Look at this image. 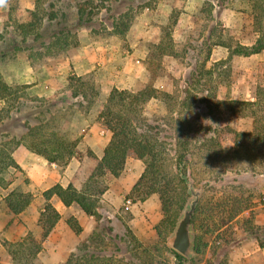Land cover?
<instances>
[{"label":"trees","instance_id":"obj_1","mask_svg":"<svg viewBox=\"0 0 264 264\" xmlns=\"http://www.w3.org/2000/svg\"><path fill=\"white\" fill-rule=\"evenodd\" d=\"M158 1L35 0L31 7L19 10L15 19L10 17L9 22L0 27V64L12 54L23 51L32 67L38 69L51 57L78 46L82 29L124 39L135 15L147 7H155ZM228 6L224 0H204L202 12L208 11L213 19L220 20L222 11ZM251 7L257 34L253 44L225 41L209 29L202 37L190 39L183 45L182 52L177 49L171 32L164 28L161 41L149 44L150 54L145 60L150 71L148 84L137 91L112 89L98 116L112 136L91 172L86 188L79 190L72 183L66 186L58 183L44 192L46 199L57 195L66 206L79 204L98 222L94 232L80 241L63 264H129L131 253H105L106 235L113 232L123 243L124 238L130 239L124 247H116L117 253L123 248L136 250L142 246L120 217H111L98 209V196L107 186L95 184L104 182L101 180L103 175H121L130 156L142 159L146 164L131 195H142L141 201L154 194L158 196L163 218L155 229L164 239L176 226L183 205L175 207L178 188L168 176L172 171L179 174L184 190L186 182L181 172L190 179L212 177L203 180V184L210 187L213 195L202 198L192 217L196 252H200L203 238L223 239L220 230L224 226L240 213L254 210L264 193V86L257 87L254 100L210 99L213 90L210 84L228 77L236 56L247 57L264 51V0L255 1ZM215 45L225 47L228 56L210 62ZM163 55H171L185 65L178 95L155 85L157 78L166 74L162 62L156 60ZM76 83L79 84L75 88ZM69 84L73 87L66 91L67 97L52 99L30 94L27 84H9L0 71V103H4L0 109V186L9 185L6 174L11 167L21 170L14 157V151L21 145L61 166L78 154L79 138L73 137L60 123V103L69 99L75 109L87 111L94 105L98 91L94 84L77 76L69 77ZM152 99L161 103L159 109L149 115L146 108ZM222 107L236 117H251L253 129L241 131L227 125L219 132L215 109ZM167 160L171 161L172 170L165 165ZM241 163L247 164L244 170L232 171L231 168ZM219 167L226 171H218ZM32 198L31 192L14 189L5 202L12 213L20 214ZM59 219L60 213L47 203L39 219L43 238L49 235ZM67 222L77 234L82 233L83 228L75 217H69ZM262 229L264 233V226ZM257 241L260 246L264 245L261 238L257 237ZM4 245L17 264H34L42 249L41 241L32 233L16 242L5 241ZM170 250L179 261L189 260L173 248ZM135 264H141L140 258Z\"/></svg>","mask_w":264,"mask_h":264},{"label":"crops","instance_id":"obj_2","mask_svg":"<svg viewBox=\"0 0 264 264\" xmlns=\"http://www.w3.org/2000/svg\"><path fill=\"white\" fill-rule=\"evenodd\" d=\"M34 2L35 0H20V7L23 9L31 7ZM178 2H182L183 6ZM203 2L204 0H159L155 7H147L142 10L141 18L130 28L124 39L117 35H104L83 29L79 34L78 46L70 48L61 57L45 62L38 69H34L27 58L14 60L5 66L3 69L5 80L14 85L27 84L30 94L39 96H52L55 92H58L59 95L63 94L64 89L69 85V77L77 76L92 82L98 91V97L96 104L87 113V123L79 130L80 132L74 131L71 127L72 132L81 135L77 147L80 155L73 156L65 166L59 167L61 171L57 175L60 177H51L56 172V162H49L24 145L14 151V157L20 168L26 171L29 176L24 181V191L31 192L33 198L23 212L14 214L7 207L4 199L17 185H15V181H12L6 187L0 186V194H2L0 196V200H2L0 204V264H17L4 242L19 241L28 233H32L42 243V249L34 264H63L67 262L80 241L94 232L98 225L95 216L87 214L77 203L66 206L57 195L46 199L44 192L58 183L65 186L72 183L79 190L86 188L91 174L87 166L102 158L104 149L112 136L103 122L98 119L110 92L113 88H127L134 91L143 89L148 84L150 77V71L145 63L148 57L147 44L161 41L163 25L166 24L169 14L173 10L171 5L183 7L176 22V29L184 31L187 36L193 32L196 9L198 6H202ZM215 7H217L216 4ZM9 11V2L7 0L0 1V25L8 17ZM220 19L224 27L227 26L237 31V37L241 43L253 44L255 42L257 34L254 30L253 13L224 9ZM227 56L228 50L225 47L215 45L210 62ZM171 57L173 58L172 62H176L177 58ZM241 62L247 64L243 69L239 67ZM234 64L235 69L241 68L242 73L247 72L248 83L254 85V92L248 94L250 99L247 100H254L257 87L264 86V51L247 57L236 56ZM164 67L167 74L169 67L165 63ZM185 71L186 68H182L179 76L184 75ZM165 76L160 75L155 85L161 90L172 92L170 81H164ZM129 161L135 162L138 167L140 165L139 173L136 175L138 181L144 171L143 162L138 158L130 157L125 163L127 165L125 172L133 170L132 166L128 164ZM137 181H134L129 187L123 183V180H120L119 187L112 186L106 189L98 196V199L100 202H105L106 205L111 204L112 207L113 202L114 205L119 203L123 189L127 187L128 191L132 190ZM47 203L56 208L60 213V219L49 235L43 238V228L39 219ZM98 209L102 210V207L99 205ZM116 212V209L109 210L108 214L112 216ZM69 217H75L78 220L83 228L81 234H77L70 227L67 222ZM249 255L252 264H264V245H256Z\"/></svg>","mask_w":264,"mask_h":264},{"label":"rangeland","instance_id":"obj_3","mask_svg":"<svg viewBox=\"0 0 264 264\" xmlns=\"http://www.w3.org/2000/svg\"><path fill=\"white\" fill-rule=\"evenodd\" d=\"M7 1L10 4V11L8 17L3 21V23H1L0 27L4 26L5 23H8L10 17L12 19H15L19 13V10H23V8L20 7V0H7ZM224 1L228 3L229 6L226 9L229 11L234 9L238 12L253 13L254 11L252 10L251 6L257 0H224ZM178 3L181 4L182 2H178ZM181 5L183 6V4ZM182 6L171 5V7H173V10L171 9L172 13L169 14L166 24L163 25V28H166L171 32L174 41L175 38L177 39L176 43L178 45L177 48L178 50L181 49V51L183 52L184 51L183 45H185L190 39H193L195 37L198 38L200 36L202 37V35L205 34L209 29H213V35L216 36L219 34L221 35L222 39L225 41L228 42L239 41L236 30L234 29L232 30L227 26L224 27L222 20L213 19L208 11L202 12L203 4L202 6H198L196 9L197 13L195 14L196 18L194 19V23H193V32L189 33L186 36L184 31L176 29V22L180 15V10L183 8ZM141 16H142V10H140L135 15L132 26L138 22ZM82 30H80V32ZM102 34L107 35L106 33L103 32ZM108 35L114 36L112 34H108ZM147 51H148L147 54L148 56L150 54L149 44H147ZM64 53L56 57H61L63 56ZM56 57H51L49 60ZM26 58L28 59L27 53L21 51L12 54L8 60L0 64V71L4 79H5V75L3 69L5 68V66H8L10 62L14 60H21ZM156 60L162 62L163 65L165 63L169 67L168 68L169 72L165 74L166 76L163 75L165 76L164 81L166 82L170 81L172 92L175 95H178L180 93L181 81L183 76V75L179 76V73L181 72V69L185 67V65L181 63L179 59H175L177 63L172 62L173 58L170 55H163L157 57ZM234 65L231 68L228 77L226 78L220 77L221 79H218V81L220 82L215 81L212 84H210L212 85V89H213L211 92L210 99H212L213 101L219 98H231L237 100L250 99V96L248 94L254 92V85L248 83L247 72L242 73L243 71H241V68L235 69ZM246 66L247 64L245 62H241L239 64V67H242V69L245 68ZM78 84L79 83H76L74 87L75 88L78 87ZM72 87H73L72 84H69L66 87V89H64L63 94L59 95L58 92H55L54 95L45 96V97H51L52 99H56L57 97H61V96L67 97L68 92L66 91L70 90ZM97 97L95 98L94 104H96ZM160 103H161L160 100L153 99L146 108L147 114L150 115L156 112L159 109ZM2 107H4L3 102L0 103V109ZM60 107H61L60 117H59L60 123L63 124L65 128H68L70 130L73 137L79 138L80 141L81 138L80 133L72 132L71 127L72 129H74V131H79L82 127H84L87 123L86 115L90 109L87 111L77 110L75 109L74 105L72 106V100L69 99L65 101H61ZM215 117L217 118L216 124L219 127V132H222L227 125L232 126L235 129L241 131H251L253 129V119L251 117L249 116L236 117L234 116V113L228 111L226 108L223 107L219 109H215ZM79 155L80 152L79 154H77V156ZM130 157H128L127 160H129ZM169 160L165 161L166 162L165 165L168 167V169H171L170 164L172 163ZM92 161H94L93 158ZM142 162L145 170L146 164L143 160ZM97 164L98 162H95L87 166V169H89L90 173L93 171V169L96 167ZM128 164H130L133 168L131 172L124 171L125 167L127 166L125 164L121 175L117 177H114L110 174L103 175L101 180H103L104 182H99L95 185H97V187H102V185L105 184L107 186V189H109L112 186L119 187L121 184L120 180H123V183H125L126 186L129 185L130 187V185L134 181H137L136 175H138L139 173L140 165L138 167L135 165V162H130V161L128 162ZM246 165L244 163H241L236 165L235 168L233 167L231 169L232 171H234L235 169L236 170L239 169L240 171H242L245 169ZM59 167H61V165L57 163V166L55 167L56 172H54V174L51 177H60V175H57L61 171L60 170L61 168ZM218 171L223 172L226 170L224 167L221 168L219 167ZM227 171H229L227 173H229L230 175H234L233 173H230V170ZM220 174L223 175V173ZM183 175L185 174L181 172L182 178ZM168 176L170 178H173V182L176 183L178 188V197L176 198L175 207H180L183 203L182 208L180 209L179 212V216H180L183 208L186 206V204L188 203L189 199L192 196L188 193L187 184L184 190L183 185L179 181L180 176L178 173L172 171L169 172ZM27 177L29 176L26 173V171L14 167H11L6 174V178L10 182L15 181V185H17L15 186V189L18 191H24L23 184L24 181H26ZM211 178L212 177L208 175L207 177H203L202 180H200V177H194V179H191L197 188H201L204 190L202 198H210L213 195L212 190H209L210 187L203 184V180H208ZM92 189H94V187ZM127 189H128L127 187L123 189L119 197L120 199L119 203H117L116 205H114L113 202L112 203L113 206L111 207L110 206L111 204L106 205L105 202L102 201L100 202L99 199H98V205L102 207V211L106 214H108L109 210L113 211L114 209H116L117 212L115 214H112L111 217L113 216L120 217L124 221V223H126L130 227L132 232L138 238L140 245H142L139 249L136 250L134 248L131 249L129 248L128 250L123 248V250H120L117 253L116 247L118 245L121 246L123 245L124 247V244H126V242L130 239L127 237L124 239L122 238L124 241L123 243L122 240L119 239L120 236L116 235V232L106 235L107 247L106 249L102 248L105 249V253L108 255H110L111 253L113 254L115 253L117 255L118 254L126 255V253L128 254L131 253V257H129L130 258L129 264H135V261L139 258L141 260V264H248L250 263L249 253L253 249H255L256 245H258L257 237L261 238V241L264 240V233L262 229V227L264 226V217L262 216L260 210H258L255 205V207L253 208L254 210H246L240 213L237 217H235L232 220L231 223L227 224L220 230L222 231L220 233H222L224 237L223 239L216 241L215 239L212 238H203L201 244L199 245L200 252L195 251L194 255L191 258H188L189 259L188 261H179V259H177L170 250V248L172 247L169 245L168 242L169 237L171 236L173 231L170 232L164 239L158 235L157 230L155 229V225L158 224L163 218V212L161 209V204L158 196L154 194L148 199L141 201L142 195H139L137 193L131 195V190L128 191ZM184 191L186 192V194H184ZM0 196H2V194H0ZM127 198H131L133 201V204L130 208H127L124 205L125 200ZM1 202L2 200H0V204ZM110 237L112 240L110 239ZM195 238H196V230H195ZM114 239H117V241H115ZM132 243H134V241Z\"/></svg>","mask_w":264,"mask_h":264},{"label":"water","instance_id":"obj_4","mask_svg":"<svg viewBox=\"0 0 264 264\" xmlns=\"http://www.w3.org/2000/svg\"><path fill=\"white\" fill-rule=\"evenodd\" d=\"M183 179L188 186V193L192 197L183 208L168 242L174 250L184 257L191 258L196 251L195 229L192 217L201 202L204 190L197 188L187 175H183Z\"/></svg>","mask_w":264,"mask_h":264},{"label":"built area","instance_id":"obj_5","mask_svg":"<svg viewBox=\"0 0 264 264\" xmlns=\"http://www.w3.org/2000/svg\"><path fill=\"white\" fill-rule=\"evenodd\" d=\"M132 204H133V201L131 198H127L125 200V203H124L125 207L130 208ZM256 208L260 210L262 216L264 217V193L260 197V199L257 201Z\"/></svg>","mask_w":264,"mask_h":264}]
</instances>
